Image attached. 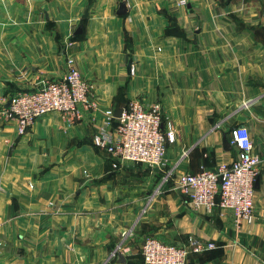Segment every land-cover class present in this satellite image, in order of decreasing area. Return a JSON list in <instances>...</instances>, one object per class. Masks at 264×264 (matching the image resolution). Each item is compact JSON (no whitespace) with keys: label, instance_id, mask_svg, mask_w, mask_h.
Instances as JSON below:
<instances>
[{"label":"crops","instance_id":"crops-1","mask_svg":"<svg viewBox=\"0 0 264 264\" xmlns=\"http://www.w3.org/2000/svg\"><path fill=\"white\" fill-rule=\"evenodd\" d=\"M118 1L0 0V264H144L148 236L184 245L186 264H264V0H124L121 16ZM68 56L94 108L49 112L18 135L9 98L62 78ZM130 99L174 126L161 167L113 168L93 143L116 125L106 110ZM241 125L261 161L253 220L237 225L229 209L193 208L175 182L233 160Z\"/></svg>","mask_w":264,"mask_h":264},{"label":"built area","instance_id":"built-area-1","mask_svg":"<svg viewBox=\"0 0 264 264\" xmlns=\"http://www.w3.org/2000/svg\"><path fill=\"white\" fill-rule=\"evenodd\" d=\"M180 3L184 4L185 0ZM66 67L62 78L9 98L7 115L15 122L18 135L29 132L35 121L49 112L79 117V107L94 108L90 98L91 84L82 76L72 56L66 57ZM121 109V115L114 117L116 125L110 131L102 128L93 135L94 145L112 158L113 168L121 162L163 166L166 143H173L176 134L170 120L162 122L159 104L147 107L138 99H130ZM105 114L113 120L112 109L106 110ZM229 138L230 144L237 149L233 160L220 162L214 169L181 174L176 179L175 189L187 196L195 209L203 208L208 213L215 208L231 210L239 225L253 220L254 181L261 159L252 151V139L246 126L232 128ZM188 242L196 247L199 245L193 238ZM207 248H214V243L209 242ZM122 251L126 252V249L117 246L111 255ZM140 251L144 264L187 263L188 250L184 245L166 242L156 236L146 237Z\"/></svg>","mask_w":264,"mask_h":264},{"label":"water","instance_id":"water-1","mask_svg":"<svg viewBox=\"0 0 264 264\" xmlns=\"http://www.w3.org/2000/svg\"><path fill=\"white\" fill-rule=\"evenodd\" d=\"M128 9H127V6H126V1L124 0H120L118 1L117 3V9H116V15L118 16H121V15H125L127 13ZM88 13H89V8L86 7L85 10H84V13L82 14L81 18L82 19H85L88 17ZM82 31V26L79 25L74 34H78V33H81ZM130 66H131V63L129 62L128 63V66H127V69L130 71ZM121 111L122 109L121 108H116L115 112H114V117H119L121 115ZM223 144L226 148H229V141L226 139V137L224 136V140H223ZM116 257H117V262L120 263V262H125V258H124V255L121 254L120 252H118L116 254Z\"/></svg>","mask_w":264,"mask_h":264},{"label":"trees","instance_id":"trees-1","mask_svg":"<svg viewBox=\"0 0 264 264\" xmlns=\"http://www.w3.org/2000/svg\"><path fill=\"white\" fill-rule=\"evenodd\" d=\"M255 110L261 112V109L259 107H255Z\"/></svg>","mask_w":264,"mask_h":264}]
</instances>
